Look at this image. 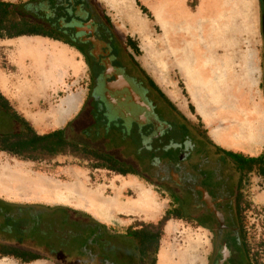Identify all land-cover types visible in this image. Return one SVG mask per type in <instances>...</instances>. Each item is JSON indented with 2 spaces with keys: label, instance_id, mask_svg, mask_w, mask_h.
Listing matches in <instances>:
<instances>
[{
  "label": "rangeland",
  "instance_id": "374dc122",
  "mask_svg": "<svg viewBox=\"0 0 264 264\" xmlns=\"http://www.w3.org/2000/svg\"><path fill=\"white\" fill-rule=\"evenodd\" d=\"M3 1L23 4L28 0ZM96 1L118 37L134 42L137 62L189 124L202 127L213 143L221 142L233 152L250 149L236 147L232 141L239 136L237 125L259 119L264 125L261 0H186V13L192 16L184 13L173 24L152 22L149 15L139 12L133 0ZM19 40L0 39V85L10 105L26 116L33 129L47 133L61 127L60 120L64 121L63 117L81 103L88 82L86 66L82 57L62 42L41 37ZM19 42H38L44 50L21 53ZM263 143L250 147L259 151ZM92 164L68 156L21 161L0 152V191L12 198L46 200L52 207L85 208L94 214L99 212L98 204L76 203L72 196L61 194H74V190L95 193L107 203L115 197L124 212L137 204L142 208L139 212L146 213L134 218L140 222L119 217L132 228L157 218L160 247L155 264H210L212 241L206 229L190 220L159 221L158 217L175 204L167 194L141 180L127 189L132 185L128 177L95 169ZM14 170L27 173L29 181L38 187L18 184L10 176ZM248 180L245 196L249 233L254 251L262 241L264 259V180L255 172ZM142 196L152 197L151 210L140 199ZM102 213L111 216L112 212L104 209ZM120 231L126 232V228Z\"/></svg>",
  "mask_w": 264,
  "mask_h": 264
},
{
  "label": "flooded vegetation",
  "instance_id": "af4514ba",
  "mask_svg": "<svg viewBox=\"0 0 264 264\" xmlns=\"http://www.w3.org/2000/svg\"><path fill=\"white\" fill-rule=\"evenodd\" d=\"M23 4L20 12L28 25L43 36L20 37L65 42L82 57L88 73L78 111L50 131L61 130L65 148L48 158L73 157L153 184L175 202L172 217L209 232L210 264H264L262 241L254 251L247 222L245 190L252 172L238 170L235 161L221 157L207 143L202 127L171 108L97 1ZM261 7L264 42V0ZM262 69L264 93V48ZM137 232V237L109 232L67 208L0 200V260L15 264H153V249L144 238L149 232L142 226Z\"/></svg>",
  "mask_w": 264,
  "mask_h": 264
},
{
  "label": "trees",
  "instance_id": "16d2710c",
  "mask_svg": "<svg viewBox=\"0 0 264 264\" xmlns=\"http://www.w3.org/2000/svg\"><path fill=\"white\" fill-rule=\"evenodd\" d=\"M135 2L143 14L149 15L147 10L140 5L139 0H135ZM23 6L24 4H12L0 0V38L43 36V34L31 29V26L28 25L27 17L20 12ZM53 40L61 41L55 38ZM127 42L137 53L138 48L134 42L131 39H127ZM152 84L166 99L165 95L153 81ZM166 101L177 112L167 99ZM191 108L192 106H190ZM61 133V130L47 134L37 133L0 92V152H4L17 159L37 162L46 157L57 155L64 150L66 142L62 139ZM206 141L217 153L222 155L221 157L230 158L235 161L238 170H245V173L255 172L264 180V150L258 157H247L239 153L223 150L207 137ZM93 168L97 169L99 167L95 165ZM106 169L115 170L117 168L108 167ZM174 213L175 211L168 210L165 214V219H168ZM131 233L137 237V231H131ZM145 237L149 239L150 245L155 251L157 249L158 237L151 233L144 235Z\"/></svg>",
  "mask_w": 264,
  "mask_h": 264
},
{
  "label": "crops",
  "instance_id": "0c3cea01",
  "mask_svg": "<svg viewBox=\"0 0 264 264\" xmlns=\"http://www.w3.org/2000/svg\"><path fill=\"white\" fill-rule=\"evenodd\" d=\"M122 1L127 2L128 0H122ZM133 1L135 2V0H133ZM185 2H186V0H143V3H140V5L143 6L147 10L150 18L152 19V22H158V23H162V24L163 23L173 24L175 22L180 21V19L184 16V13L187 12L186 11L187 10L186 9L187 5L185 4ZM139 12L142 14L140 9H139ZM185 15L187 17H189L190 15L192 16V14L189 15L187 13ZM107 17H108V15H107ZM145 17H147L146 14H145ZM110 22H111V20H110ZM159 29H160V27H159ZM20 38H22V37H20ZM36 38H38V37H36ZM62 46L66 47L67 49L74 50L71 47H69L68 45H65L63 43H62ZM0 92L9 101L10 98L8 96H6V94H5V92H4V90H3L1 85H0ZM79 105L80 104H77V109L73 113L66 114L63 118L67 119V118L74 117V114L79 109ZM18 113L24 119H27L26 116H24L20 112H18ZM60 122H61V124L64 123V121H61V120H60ZM220 143L221 142H214V144L216 146H218L219 148H221L223 150H226V151L233 152V150H231L229 148H226L225 146H223ZM263 150H264V143H263V146L261 147V149L259 151H256V152H253L252 150H248L246 152L241 151V152H233V153H239V154H242V155L247 156V157H258L259 155H261ZM117 176H119L121 178H127L128 177L130 179V181H132V185L131 186H127V189H132V188H134L136 186V184L140 183L139 182L140 180L143 181L142 179H140L138 177H134V176H127V177H123V176H120V175H117ZM144 183H145V181H144ZM0 200L6 202L8 204H12V205H20V206H33V205L43 206L44 205V206L52 207V206H50L51 204L46 203V200H40V199L28 200V199H23V198H12V197H9L6 194H4L2 191H0ZM123 209H125V208H123L121 206H118L117 209H115L114 211H112V213L109 214L111 216H108L107 214L105 215L103 213H101V214L99 213V215L98 214H94L92 211L87 210L85 208H75L73 210L76 211V212H79V213H81V214H83L85 216H87L90 220L95 222L96 225L101 226L105 230H108L109 232H112V233L117 232V233H122L123 234V233H126V232L128 233V232H131V231H137L139 229V226L144 227V229L146 231H148L149 233H151L153 235H156L158 237L157 249L154 251V249L152 248L153 249V253H152L153 260L152 261H153V264H155L156 262H158V260L156 258L159 256L158 252H159V247H160L159 246L160 233L158 231H159L160 223L156 222V220H154V219H157V218H151L148 222H144L145 220L143 222L141 221V223H143L142 225H138V227L132 228V227H130L131 223H128V224L124 223V219H121L119 216H126L127 218H133L132 219L133 221L140 222V220H135L134 219L135 217H137L136 213L137 214L140 213V215H145L146 213L139 212V210L141 208H139L138 206H134V205L129 206L127 208L128 212H124ZM167 211H168V209H166L163 212V214H162L163 216L162 217L161 216L158 217V218H160L159 221H162V220H166L167 221V219H165V214H166ZM116 215H117V217L114 218ZM169 218H174V217L171 216ZM174 219L178 220L176 218H174ZM122 227L126 228V232L120 231V228H122ZM0 264H15V263H13V262H11V261H9L7 259H3V260H0ZM24 264H54V263L47 262V261H37V262L24 263Z\"/></svg>",
  "mask_w": 264,
  "mask_h": 264
},
{
  "label": "bare ground",
  "instance_id": "6f19581e",
  "mask_svg": "<svg viewBox=\"0 0 264 264\" xmlns=\"http://www.w3.org/2000/svg\"><path fill=\"white\" fill-rule=\"evenodd\" d=\"M30 38H34V37H30ZM20 40H21V38H20ZM18 47H19V49H20L19 51L21 53H27V52H42L41 50H44L43 47H42V44L41 43H38V42L37 43L23 42V43H20ZM236 129H237V131L239 133V136L238 137L235 136V138L232 141L233 143H236L235 144L236 147H241V148L249 147L251 149V147H254V145H257L258 143L264 141V125L262 124V120H260V119L257 120V121H255V122L249 123L248 125H246V124L245 125H242V124L241 125H237ZM256 148L251 149V150L253 152H256L258 150V149L256 150ZM25 174H27V173H24L23 171L21 172L19 170L18 171L14 170V171H12L10 173V176L12 177V179H15L18 182V184H20V185L27 183V184H30V185H34L35 187H38V184H33L32 182H30L29 179H28V177ZM21 186H24V185H21ZM22 188H24V187H22ZM74 191H75L74 194H72L70 192V194L62 193L61 195H64V196H67V195L68 196H72L76 200V203L80 202L81 204H84V205L98 204V207H99L98 215H99V213L101 214L104 209H106V211L108 213L109 211H111V212L114 211L118 207L119 200L117 198H115V197H114L113 200H111L110 202L107 203V202H104L100 198V195H98V194H95V193L94 194L93 193H86V192H83L84 194H82L79 190H74ZM59 199H62V198H59ZM140 199H144L145 200V204H147L149 206V209L150 210L152 209L153 206L151 205V202H150L152 200V197L151 196L150 197H147V198L146 197L143 198V196H142V197H140ZM136 203H137V201H136ZM136 205L137 204H135V206ZM148 206H147V208H148ZM136 215H138V214L136 213Z\"/></svg>",
  "mask_w": 264,
  "mask_h": 264
},
{
  "label": "water",
  "instance_id": "95a60500",
  "mask_svg": "<svg viewBox=\"0 0 264 264\" xmlns=\"http://www.w3.org/2000/svg\"><path fill=\"white\" fill-rule=\"evenodd\" d=\"M206 198H207V197H206V196H204V199H205V200H206ZM208 199H209V198H208ZM221 221H222V220H220V223H222ZM223 249L225 250V247H224Z\"/></svg>",
  "mask_w": 264,
  "mask_h": 264
}]
</instances>
